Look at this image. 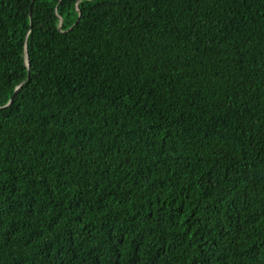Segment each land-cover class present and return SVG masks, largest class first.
Masks as SVG:
<instances>
[{
	"label": "trees",
	"instance_id": "obj_1",
	"mask_svg": "<svg viewBox=\"0 0 264 264\" xmlns=\"http://www.w3.org/2000/svg\"><path fill=\"white\" fill-rule=\"evenodd\" d=\"M0 264H264V0H0Z\"/></svg>",
	"mask_w": 264,
	"mask_h": 264
},
{
	"label": "water",
	"instance_id": "obj_2",
	"mask_svg": "<svg viewBox=\"0 0 264 264\" xmlns=\"http://www.w3.org/2000/svg\"><path fill=\"white\" fill-rule=\"evenodd\" d=\"M26 65H27V67H28V70H29V62L27 61V56H26ZM14 94H15V92L13 93V95L11 96V98H10V100H9V102L7 103V104H9V103H11V101H12V99H13V96H14Z\"/></svg>",
	"mask_w": 264,
	"mask_h": 264
}]
</instances>
